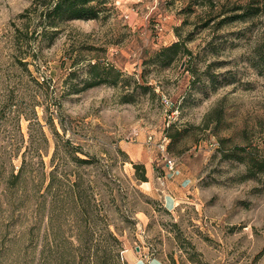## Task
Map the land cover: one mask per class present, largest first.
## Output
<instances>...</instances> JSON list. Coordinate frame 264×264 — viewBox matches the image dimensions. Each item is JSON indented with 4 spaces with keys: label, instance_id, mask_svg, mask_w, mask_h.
Returning a JSON list of instances; mask_svg holds the SVG:
<instances>
[{
    "label": "rangeland",
    "instance_id": "374dc122",
    "mask_svg": "<svg viewBox=\"0 0 264 264\" xmlns=\"http://www.w3.org/2000/svg\"><path fill=\"white\" fill-rule=\"evenodd\" d=\"M35 2L0 0V264H264V0Z\"/></svg>",
    "mask_w": 264,
    "mask_h": 264
},
{
    "label": "trees",
    "instance_id": "16d2710c",
    "mask_svg": "<svg viewBox=\"0 0 264 264\" xmlns=\"http://www.w3.org/2000/svg\"><path fill=\"white\" fill-rule=\"evenodd\" d=\"M35 4L43 7L40 14L41 23L48 27H57L67 20L107 18L112 9L107 6V0H36ZM256 10L258 9L255 8ZM255 11L251 9L245 13L251 14ZM260 59L264 64V55L260 56ZM99 65L100 63L96 62L94 68Z\"/></svg>",
    "mask_w": 264,
    "mask_h": 264
},
{
    "label": "crops",
    "instance_id": "0c3cea01",
    "mask_svg": "<svg viewBox=\"0 0 264 264\" xmlns=\"http://www.w3.org/2000/svg\"><path fill=\"white\" fill-rule=\"evenodd\" d=\"M171 198V197H170ZM168 199L166 200V203L169 204L171 203V199ZM130 258H128V264H161L159 261L157 260H142L141 258H138L137 256L135 255H131L129 256Z\"/></svg>",
    "mask_w": 264,
    "mask_h": 264
},
{
    "label": "built area",
    "instance_id": "2783aa9c",
    "mask_svg": "<svg viewBox=\"0 0 264 264\" xmlns=\"http://www.w3.org/2000/svg\"><path fill=\"white\" fill-rule=\"evenodd\" d=\"M172 167H173V162L169 161V168H172Z\"/></svg>",
    "mask_w": 264,
    "mask_h": 264
}]
</instances>
